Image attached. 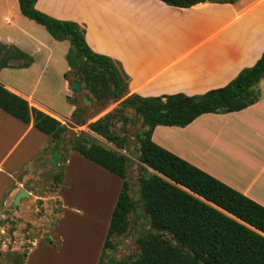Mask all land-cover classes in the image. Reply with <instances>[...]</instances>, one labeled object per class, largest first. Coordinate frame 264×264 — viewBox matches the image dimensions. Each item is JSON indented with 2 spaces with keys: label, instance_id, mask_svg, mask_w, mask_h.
Segmentation results:
<instances>
[{
  "label": "crops",
  "instance_id": "crops-1",
  "mask_svg": "<svg viewBox=\"0 0 264 264\" xmlns=\"http://www.w3.org/2000/svg\"><path fill=\"white\" fill-rule=\"evenodd\" d=\"M35 6L83 26L91 49L112 58L128 78V96L202 94L227 85L264 56V0L190 7L162 0H37ZM64 41L25 16L19 0H0V42L33 58L26 67L2 68L0 82L61 122L76 109L68 100L74 94L66 76L70 66L62 68L67 71L58 83L63 106L54 103L56 83L46 72L57 66L56 50ZM69 47H62L63 56ZM255 88L260 98L248 107L204 113L184 127L157 125L152 139L264 206V77ZM52 143L33 121L0 107V209H14L23 189L36 200L25 173L37 161L48 163L42 156ZM64 151V182L54 192L60 212L48 235L31 241L24 264L100 261L122 179L70 147Z\"/></svg>",
  "mask_w": 264,
  "mask_h": 264
},
{
  "label": "trees",
  "instance_id": "trees-1",
  "mask_svg": "<svg viewBox=\"0 0 264 264\" xmlns=\"http://www.w3.org/2000/svg\"><path fill=\"white\" fill-rule=\"evenodd\" d=\"M162 1L172 6L190 7L205 1L236 0ZM36 2L19 0L21 12L44 25L55 39L70 42L66 55L68 64L89 92V98L103 99L105 104L106 101L122 99V108L90 122L89 129L125 148L128 136L116 140L111 131L114 117L120 115L123 108L133 109L142 117L140 131H143V136L139 131L142 144L138 148V159L144 168L154 172L142 177L139 192L151 227L137 239L140 254L136 259L116 261L111 258L109 264H264V206L152 139L157 125L184 127L201 114L237 111L258 101L261 93L255 85L264 77V56L227 85L202 94L128 96V78L112 58L91 49L85 38V28L75 21L45 14L36 8ZM4 49L8 52H3ZM20 59L23 62L12 63V60ZM32 62L33 58L28 53L0 42V70L9 66L26 67ZM0 107L24 122L33 121L38 129L50 135L53 143L44 149V153L65 141L64 134L69 131L65 124L31 106L27 99L1 82ZM85 109L77 107L74 110L72 117L75 123H86L79 115ZM69 142L71 149L122 179L104 243V254L108 247L114 248L111 236L127 230L130 213H138V202L130 195L127 178L131 159L94 141L85 133L74 135ZM54 152L57 153L56 149ZM62 168L60 183L64 182ZM11 230L15 231V228ZM27 252L15 253L22 264Z\"/></svg>",
  "mask_w": 264,
  "mask_h": 264
},
{
  "label": "rangeland",
  "instance_id": "rangeland-1",
  "mask_svg": "<svg viewBox=\"0 0 264 264\" xmlns=\"http://www.w3.org/2000/svg\"><path fill=\"white\" fill-rule=\"evenodd\" d=\"M61 43L63 44L56 50V55H58V59L56 60L57 66L50 65V68L46 72V76L52 78L56 83V87L52 91V99L57 105L60 102L58 106L65 105L66 101L65 95L57 91L59 88L58 83L61 78L65 77L67 71L62 72V68H69L70 66L67 58L62 55V47L66 45L69 47L70 42L67 40ZM3 52L7 53L8 49H4ZM14 61L12 60V63ZM20 62H23V60H20ZM66 76L70 81L77 79L76 72L71 67ZM73 91V96L69 97L68 100L74 103L76 108L86 107L79 114L82 119L86 120V123L79 125L74 122L73 117L64 119L62 123L69 128V131L64 134L65 141L59 144V146L52 145L53 148L45 152L42 158L47 160V164L41 167L40 161H37L25 173L27 187L38 195L36 200L27 197L22 200L21 207L18 205V207L10 209V207L3 206L0 209V264H22L15 253H23L29 250L31 241L35 237L47 236L49 229L55 224L57 215L60 212V205L54 192L61 182L62 167H64V157L66 155L63 147H70L71 143L69 139L81 133H85L94 141L130 157V166L127 173L130 195L138 202V206L141 207V213H135L134 211L130 213V224L125 232L114 233L111 236L114 248L108 247L103 254V247L100 254L101 261L98 264H109L111 258H114L116 261L132 260L136 259L140 254L137 239L148 232L151 225L149 216L146 215L142 202L140 201L139 185L142 177L154 172L150 168H144V164L138 159L139 155H134V151L138 150L141 144L138 133L143 127L142 117L137 115L133 109L128 108H123V112L114 117V125L111 131L118 136V140L124 135L128 136V139L125 141V148H120L113 141L90 130L88 124L109 112H115L117 109L122 108V99L106 101L105 104L103 99L89 98L90 94L84 88V85H82L81 91L74 89ZM84 96H88L92 100V104H85L83 101ZM125 118L127 119L126 121H124ZM125 128L128 129V133H124ZM55 149L59 154L54 152ZM41 169L47 173L46 177H41ZM39 200L42 201L41 204H39ZM12 228H15V231H12ZM166 237L171 238L168 234H166Z\"/></svg>",
  "mask_w": 264,
  "mask_h": 264
},
{
  "label": "water",
  "instance_id": "water-1",
  "mask_svg": "<svg viewBox=\"0 0 264 264\" xmlns=\"http://www.w3.org/2000/svg\"><path fill=\"white\" fill-rule=\"evenodd\" d=\"M70 86L72 89L76 90V91H81L82 90V85L80 84V82L75 79V80H72L71 83H70ZM83 101L85 104L87 105H90L92 104V100L88 98V96H84L83 98ZM127 119L125 118L124 121H126ZM124 133H128V129L125 128L124 129ZM140 134L141 136H143V131H140ZM115 139L118 140V136H115ZM140 143L142 144V141H140ZM134 155L138 156L139 155V151L138 150H135L134 151ZM47 176V173H42V176L41 177H46ZM29 196V192L26 190V189H23L21 190L14 198V203L12 205L13 208H16L18 207L19 203H20V200L21 198H24V197H28ZM42 201L39 200V204H41ZM217 207V206H216ZM137 212L141 213V207L140 206H137ZM227 213V212H226ZM237 219V218H236ZM154 232L156 233L157 230H154Z\"/></svg>",
  "mask_w": 264,
  "mask_h": 264
}]
</instances>
